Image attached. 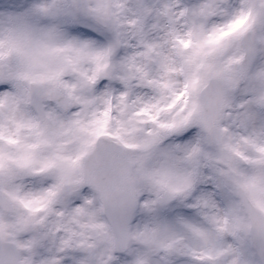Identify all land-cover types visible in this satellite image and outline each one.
Masks as SVG:
<instances>
[{
    "label": "clouds",
    "instance_id": "obj_1",
    "mask_svg": "<svg viewBox=\"0 0 264 264\" xmlns=\"http://www.w3.org/2000/svg\"><path fill=\"white\" fill-rule=\"evenodd\" d=\"M210 2L79 0L101 16L96 30L62 24L61 51L28 98L0 104V223L27 244L26 264H198L189 226L214 230L221 172L264 146V24L246 33L249 55L231 42L242 29L214 31L228 18L198 15ZM73 37L93 42L67 47ZM101 127L107 135H91ZM89 140L94 150L72 164ZM100 169L122 207L131 193L123 217L87 181ZM251 260L264 264L255 249Z\"/></svg>",
    "mask_w": 264,
    "mask_h": 264
},
{
    "label": "snow or ice",
    "instance_id": "obj_2",
    "mask_svg": "<svg viewBox=\"0 0 264 264\" xmlns=\"http://www.w3.org/2000/svg\"><path fill=\"white\" fill-rule=\"evenodd\" d=\"M224 2L211 0L202 6L198 15L228 18L214 31L242 29L231 42L244 44L252 55L254 44L246 33L254 24H264V0H240V7L233 9L221 7ZM93 21L98 24L101 16L90 18L79 0H0V104L15 106L28 98L29 84L38 82L36 70L61 51L56 45L66 35L59 30L62 24L82 23L95 31ZM92 42L91 38L73 37L66 41V46L78 44V50L82 51ZM175 129L180 133L183 122ZM91 135L100 137L107 133L101 127ZM125 147L130 145L125 144ZM253 149L255 155L242 157L246 167L242 168L237 161H229L228 170L221 172L220 183L226 189L224 209L222 215L208 218L215 226L214 230L189 226L204 248L202 253H192L198 264H252L254 249L264 257V146L254 144ZM93 150L94 141L85 142L80 155L71 163H77ZM101 158L106 157L102 155ZM86 178L100 199L118 216L123 217L130 210L131 193H128V208L122 207V194L105 180L103 169L88 173ZM208 196L205 204L215 207L211 194ZM17 232L14 225L0 223V264H26L21 259V250L27 244L15 238ZM45 264L56 262L45 261Z\"/></svg>",
    "mask_w": 264,
    "mask_h": 264
}]
</instances>
